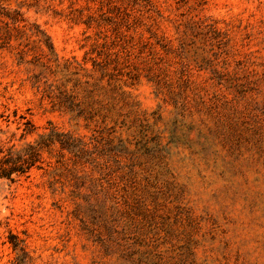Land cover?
I'll use <instances>...</instances> for the list:
<instances>
[{
  "label": "rangeland",
  "instance_id": "1",
  "mask_svg": "<svg viewBox=\"0 0 264 264\" xmlns=\"http://www.w3.org/2000/svg\"><path fill=\"white\" fill-rule=\"evenodd\" d=\"M0 5L38 24L61 63L108 60L126 84L123 125L94 134L32 87L15 42L0 45L2 140L23 143L25 116L86 146L0 182V264H264V0Z\"/></svg>",
  "mask_w": 264,
  "mask_h": 264
},
{
  "label": "trees",
  "instance_id": "2",
  "mask_svg": "<svg viewBox=\"0 0 264 264\" xmlns=\"http://www.w3.org/2000/svg\"><path fill=\"white\" fill-rule=\"evenodd\" d=\"M0 45L17 44L18 62L29 63L39 72L31 78L32 87L41 90L46 98L68 115L69 120L84 128H93L94 134L104 131L114 132L119 121L123 96L121 70L108 60L91 59V68L85 69L80 63H61L55 53L50 36L35 22H28L19 9L9 10L0 5ZM39 50L31 61H26L28 51ZM21 134L20 145L12 143L14 135L2 136L6 132L0 129V182L13 185L29 177L32 170L49 166L44 155H52L56 164H61L64 154L74 160L82 159L85 144L70 131H63L48 123L43 132L25 116H19ZM35 136L31 141L27 137ZM96 138V135H94ZM13 249L24 256V248L18 243Z\"/></svg>",
  "mask_w": 264,
  "mask_h": 264
}]
</instances>
